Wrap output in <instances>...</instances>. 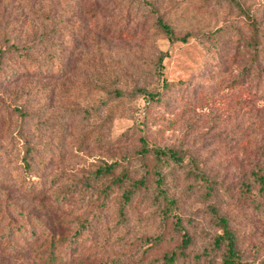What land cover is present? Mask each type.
Wrapping results in <instances>:
<instances>
[{
  "label": "rangeland",
  "instance_id": "374dc122",
  "mask_svg": "<svg viewBox=\"0 0 264 264\" xmlns=\"http://www.w3.org/2000/svg\"><path fill=\"white\" fill-rule=\"evenodd\" d=\"M145 1L158 12L53 0L48 17L18 19L0 37L29 45L20 50L36 60L6 51L0 62V264H168L183 232L191 242L172 264H222L212 202L241 260L264 264V0H240L261 29L255 62L252 29L231 2ZM156 15L187 41L172 42ZM141 137L179 151L186 166L144 156ZM114 160L130 179L105 190L110 177L94 173ZM194 166L217 180V197L207 198ZM156 170L177 216L164 217Z\"/></svg>",
  "mask_w": 264,
  "mask_h": 264
},
{
  "label": "trees",
  "instance_id": "16d2710c",
  "mask_svg": "<svg viewBox=\"0 0 264 264\" xmlns=\"http://www.w3.org/2000/svg\"><path fill=\"white\" fill-rule=\"evenodd\" d=\"M53 0H0V5L2 4V6L0 7V22L3 21L6 26L4 29L0 30V37L2 38V35L7 32H13V29L11 27H9V23H14L16 22L18 19H30V18H40V17H48L47 12H45V8L47 6L48 2H51ZM109 0H90V2H92L94 4V6H99L101 4V2H107ZM129 2H139L141 3L140 5L144 4L145 6H149L148 9L150 10L149 13H154V12H158L157 8L153 7L152 5L148 4L150 3L145 1V0H128ZM229 2H231L232 4H234L238 10L241 12H243V15L245 16V18L248 21V25L249 27L252 29V36L249 39V45L252 47L253 49V54H254V62L258 61L259 59V51L256 48V44L258 43V38L260 36L261 33V29L260 26L257 22V20L248 12L244 11V7L242 6L240 0H227ZM17 3V7L16 9H14V7H12L11 11L8 12V7H10L11 5ZM8 14V16H7ZM13 18V19H12ZM22 19V20H23ZM155 25L157 28H159L160 30H162L168 37L169 39L174 42L176 40H183V41H187V36L184 37H177L174 31V28L171 26V24L167 23L163 17H161L160 15H156L155 17ZM10 28V29H8ZM124 29V28H123ZM124 30H122L121 32H123ZM2 40H6V39H2ZM45 40V38H44ZM51 44L54 45V41H51ZM26 49L29 48V45L24 44V45H20L18 44L16 41H12V43H2L0 44V62H2V59L4 57V54L6 53V51H12L15 52L16 54L18 53L21 57H25L30 59L31 61H36L32 56L28 55L25 53V51H22L20 49ZM168 55V52H161L157 61H156V68H157V73L161 74L162 73V66H163V60L164 58ZM13 76H9V79H12ZM115 93H120L117 94V96L119 95H123V92L118 91L117 88L114 89ZM144 93H147L146 91ZM112 94H114V92H112ZM162 93H160V91L157 92H149L148 93V97L150 98H159L161 96ZM116 95V94H115ZM141 149L140 152L146 156V155H152L156 158V160L160 163L164 162L165 160H172L174 161L176 164L180 165V166H186L185 163V159L184 156L181 155V153L173 148H161V147H156V146H152L149 144V142L146 140L145 137H141ZM119 165V161L118 160H114L111 161L110 163H107L106 165H104L103 167H99L96 171H95V175L97 177H101V176H109L110 177V181L107 184V186L105 187V190H111L113 189L115 186H121L123 185L127 180L130 179L129 176V171L126 169H121L118 173H116V167ZM194 170L196 173V176L198 177L199 180L205 181V186H206V194H207V198H214L217 197L216 194V187H217V180H214L212 178H210L209 176H207L204 172H202L197 166H194ZM156 186L159 190L158 194L160 196L163 197V200H165L166 202V206L163 208L164 212L166 213L164 215V217L167 216V214H172L174 216H177V213L174 212L175 210V201L169 197L166 192L163 191L162 189V185L164 183V178L162 175H160V171L156 170ZM257 175V179L259 180L260 184H262V188H264V174L263 175H258V173H256ZM143 180L141 181H136L135 183H132V185L130 187H128L125 191V200L128 201L131 198V195L133 194V192H135V190H137L138 188L141 187L140 184H143ZM145 181V180H144ZM210 212L212 213V216L217 224V226L223 230V233L221 235H219L216 239L217 243H221L222 241L226 242V246H227V250H226V255L224 257L223 263L222 264H248L246 262H243L239 256V251H238V239L235 235V233L233 232V230L230 227V222L229 219L223 215H221L219 213V209L218 206L216 205L215 202H212L210 204ZM174 228H176L178 231L183 232L184 228L180 226V222L179 219H177V221L175 222V226ZM79 233H76V236L72 237V240H77V236H79L80 234H82V231H79ZM7 233L9 234V230H7ZM183 236V241L180 247V250H174L170 253H167L164 256V260L166 263L168 264H172L175 262L178 254H185L184 253V249L190 244L191 240L190 237L187 235L186 232H183L182 234ZM162 241V235L159 234L158 237H156V241L155 239H152L151 242H156L159 243ZM73 243L71 241V245L72 246ZM52 258L53 255H49L48 259L51 260L52 262ZM63 262H61L62 264Z\"/></svg>",
  "mask_w": 264,
  "mask_h": 264
}]
</instances>
